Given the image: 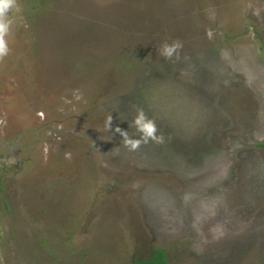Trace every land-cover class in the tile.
Masks as SVG:
<instances>
[{"label": "rangeland", "instance_id": "obj_1", "mask_svg": "<svg viewBox=\"0 0 264 264\" xmlns=\"http://www.w3.org/2000/svg\"><path fill=\"white\" fill-rule=\"evenodd\" d=\"M5 40L0 264H264V0H14Z\"/></svg>", "mask_w": 264, "mask_h": 264}, {"label": "clouds", "instance_id": "obj_2", "mask_svg": "<svg viewBox=\"0 0 264 264\" xmlns=\"http://www.w3.org/2000/svg\"><path fill=\"white\" fill-rule=\"evenodd\" d=\"M12 4L13 0H0V57L6 56L9 53V47L7 41L5 40V36L9 32L7 13L12 7ZM173 51L174 48L166 46L163 54L165 56H171ZM135 146L136 145H133V147Z\"/></svg>", "mask_w": 264, "mask_h": 264}, {"label": "trees", "instance_id": "obj_3", "mask_svg": "<svg viewBox=\"0 0 264 264\" xmlns=\"http://www.w3.org/2000/svg\"><path fill=\"white\" fill-rule=\"evenodd\" d=\"M260 146L264 147V142H262ZM0 193H1V188H0ZM131 264H170V262L168 259V253L166 249L158 248L156 249L153 255L147 258L137 259L135 260V262H132Z\"/></svg>", "mask_w": 264, "mask_h": 264}, {"label": "flooded vegetation", "instance_id": "obj_4", "mask_svg": "<svg viewBox=\"0 0 264 264\" xmlns=\"http://www.w3.org/2000/svg\"><path fill=\"white\" fill-rule=\"evenodd\" d=\"M13 11H14V0H13L12 7L10 8V10H9L8 13H7V17H8L7 22H8L9 24H10L12 18H13ZM3 145L9 147L10 150H11L13 153H15V154L17 153V152L15 151V149L13 148V146H12L11 144H9L8 142H3Z\"/></svg>", "mask_w": 264, "mask_h": 264}]
</instances>
